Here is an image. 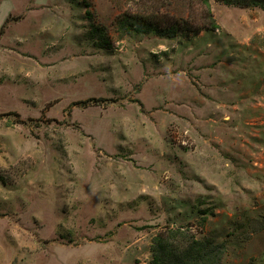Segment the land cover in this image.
Instances as JSON below:
<instances>
[{"label": "rangeland", "instance_id": "1", "mask_svg": "<svg viewBox=\"0 0 264 264\" xmlns=\"http://www.w3.org/2000/svg\"><path fill=\"white\" fill-rule=\"evenodd\" d=\"M209 5L0 0V264H153L170 227L264 264V10Z\"/></svg>", "mask_w": 264, "mask_h": 264}, {"label": "trees", "instance_id": "2", "mask_svg": "<svg viewBox=\"0 0 264 264\" xmlns=\"http://www.w3.org/2000/svg\"><path fill=\"white\" fill-rule=\"evenodd\" d=\"M224 4L235 5L239 7H259L264 10V0H215ZM206 6V10L210 17L212 16L209 0H202ZM211 18V26L217 27ZM119 24L118 29L121 33H132L133 31L139 33H154L161 37H172L177 35L179 27L172 23L165 27H160L156 23L149 21L140 16L123 15L117 18ZM194 29L197 33L201 29ZM91 33L99 46L105 45L104 35L102 29L98 26L91 25ZM191 30V27H188ZM99 38L102 41H99ZM183 230L179 227H170L167 233H158L153 238L151 246L152 263L153 264H219V254L221 252L220 246L214 245L211 247L209 242L205 240L195 239L191 237L186 246L179 243L182 238H188ZM181 238V239H180ZM222 247V245H221Z\"/></svg>", "mask_w": 264, "mask_h": 264}]
</instances>
